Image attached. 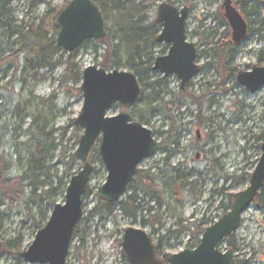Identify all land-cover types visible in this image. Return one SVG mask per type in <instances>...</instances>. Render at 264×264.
Segmentation results:
<instances>
[{
  "label": "rangeland",
  "instance_id": "obj_1",
  "mask_svg": "<svg viewBox=\"0 0 264 264\" xmlns=\"http://www.w3.org/2000/svg\"><path fill=\"white\" fill-rule=\"evenodd\" d=\"M1 1L5 9L0 12V19L11 23L14 31L23 27L24 33L30 32L34 36L44 20L47 39L55 38L57 41L59 33L55 32V28L58 16L72 0H37L35 7H32L35 0ZM169 1L178 9L189 8L187 39L197 47L196 64L201 70L184 89H180L181 82L175 75L164 77L158 73L161 79L167 81V89L174 95L166 96L165 100H171L180 107V111L171 108L172 114L177 116L176 135L179 138L178 143L170 149L176 153L168 163L164 161L166 150L159 149L156 156L146 160L141 169L151 170L155 179L152 189L162 196L163 207L157 214L140 209L135 219L119 212H114L107 220L101 219L100 214L95 212L100 200L97 191L106 183L108 174L101 161L99 139L89 157L93 172L84 196V218L74 231L66 264H124L121 239L129 228L146 232L154 245L163 238L161 255H157V258L161 261L166 259L165 264H170L168 258L171 255L193 249V235L197 232L199 220H206V229L225 214L221 205L232 203L229 197L249 186L250 177L261 158L264 141L258 142V138L264 135V87L252 93L238 82L237 77L240 72H251L254 67L264 66V41L255 33L249 34L241 45L232 46L231 29L222 19L220 11L225 0H154L149 7L154 19L157 18L159 6ZM232 1L239 5L241 0ZM253 6H256L259 14L250 13ZM241 12L245 14L249 29L258 30L264 22V0H257L252 6L242 8ZM102 15L106 20L107 32L113 36L118 31L122 16L112 13L110 8H106ZM43 35L40 29L39 37ZM18 40L19 37L14 35L13 41ZM218 42H221V50L226 46V53L230 52L228 46L236 49L234 56L227 61L225 77L220 74L218 63L208 54ZM98 44L99 52L95 55ZM104 47L101 41H88L72 53L77 69L83 73L90 66L102 68ZM169 48L168 44H157L155 57L167 55ZM69 56L65 51L59 52L53 62L59 57L63 64L43 79H40L43 71L36 75L23 56L18 59L19 69L12 68L7 73L0 69V143L3 141L10 148L13 158L11 175L14 179L28 172L36 136L44 135L52 145L48 170L30 173L25 182L29 192L37 188L33 196L36 204L32 202V211L25 206L26 198L15 201L13 204L16 208L10 213L7 212V205L0 204V264H30L21 254L28 250L39 230L46 226L54 207L51 201L43 203L44 216L48 218L45 221L37 216L40 205L36 196L40 195L44 184L62 186L54 201L56 204L65 202L64 185L70 182L66 165L72 156L76 157L83 135L75 120L84 102L82 81H62ZM119 70L127 71L124 68ZM187 91L190 97L184 94ZM177 97L181 100H177ZM153 107L144 103L137 113L144 114L148 122L144 126L153 131L158 143H162L165 136L159 132L167 133L170 122L161 114L152 116ZM134 108L124 110L116 104L107 116L114 117L127 111L138 122L134 118ZM182 162L186 174L197 172L187 182V185L194 184V191L174 179L173 169ZM83 167L84 164L76 158L72 174L77 175ZM210 172L220 180L217 181ZM224 174L235 175L236 179L223 183L221 176ZM221 188L225 189L224 194L213 195L215 189ZM132 193V190L127 192L121 201H126ZM194 194L198 196L197 200ZM261 194L264 198V187ZM137 196L142 200L137 204L145 205L144 209L146 205H157L143 191H139ZM209 197H212V202L208 200ZM257 201L243 215L233 240L239 250L240 261H245L253 253L264 264V204L258 206ZM156 219L160 223L154 224ZM39 222L43 226L41 229L38 228ZM227 248V242H224L221 250L225 252Z\"/></svg>",
  "mask_w": 264,
  "mask_h": 264
},
{
  "label": "water",
  "instance_id": "obj_2",
  "mask_svg": "<svg viewBox=\"0 0 264 264\" xmlns=\"http://www.w3.org/2000/svg\"><path fill=\"white\" fill-rule=\"evenodd\" d=\"M256 1L241 0V5L248 7ZM222 10L231 29L232 44H242L249 33L244 16L232 0H225ZM188 16V7L178 9L165 2L159 6L156 19V23L162 27L157 43L168 44L170 48L167 55L156 58L152 70L165 77L175 75L182 89L200 73V67L196 64L197 47L187 39ZM58 24L57 47L69 54L88 41H102L107 36L102 12L92 0H72L59 14ZM237 80L248 91H259L264 87V66L254 67L251 72H240ZM82 92L83 108L75 125L83 130L76 158L84 167L71 178L64 204L53 207L46 226L39 230L32 245L21 254L30 264L67 263L74 231L84 218L83 199L93 172L89 156L99 139V153L108 175L97 195L101 201L109 204L121 201L139 165L153 158L159 150L153 132L134 121L127 111L106 117L116 104L124 110L137 105L141 86L136 75L128 71H107L90 66L82 73ZM261 148L262 155L249 186L234 194L229 212L205 229L197 247L171 255L168 259L170 264H234L233 251L223 252L221 246L238 231L243 215L264 187V143ZM122 249L128 264H163L157 258L149 235L143 230H125Z\"/></svg>",
  "mask_w": 264,
  "mask_h": 264
},
{
  "label": "trees",
  "instance_id": "obj_3",
  "mask_svg": "<svg viewBox=\"0 0 264 264\" xmlns=\"http://www.w3.org/2000/svg\"><path fill=\"white\" fill-rule=\"evenodd\" d=\"M100 11H103L106 8H110L112 13H118L122 16L118 31L112 36L110 32H107V36L104 40L101 41V44L104 45V53L102 55L103 61L101 67L107 71L119 70L120 68L126 69L128 72L133 73L138 78V81L141 85V96L138 101V104L133 109L134 118L138 119L141 124L147 126V120L143 113H137L140 105L144 103H149L151 106H155L151 109V115L156 116L158 114L163 115L170 122V130L167 133L159 132L160 135L165 136L162 143L160 144L161 149L166 150L165 162H168L170 158L176 153L175 150L170 149L171 146L178 143V135H176L177 130V116L172 114V109L180 111V107L174 104L173 101H166V96H171L173 93L167 89V81L161 79V75L154 72L153 66L155 62V49L157 48V37L160 33L161 26L156 23L149 12L150 4L154 0H92ZM171 3V1H169ZM37 0L32 4V7H35ZM240 6V3H239ZM3 2L0 0V12L4 11ZM250 13L255 15L259 14L256 10V6H253L250 10ZM245 17V14H243ZM223 19V18H222ZM224 20V19H223ZM104 18V22H105ZM222 22V21H221ZM40 29L43 30V37H39ZM40 29L34 33V36L30 35V32L24 33V28L20 27V30H13L12 24L4 22L3 19H0V69L3 68L5 73L9 72L12 68L19 69L20 64L18 59L24 57L26 59V64L31 68L32 71L39 74L42 72L40 79L45 78L49 73H52L55 69H58L62 64V58H59L53 62L54 58L58 56L59 52H63L62 49L58 48L55 38L47 39V28L45 27L44 20L41 21ZM106 29V27H105ZM55 32H60V27L56 23ZM257 34L261 40L264 41V22L258 30L249 29V34ZM14 35L19 37V40L13 41ZM119 42V43H118ZM211 44L213 42L211 41ZM99 45L95 48V55L99 52ZM221 42H218L213 45V47L208 51L209 56L218 63V70L222 77H225V73L228 70L227 61L230 60L236 49L231 46L227 48L230 49L229 53L220 49ZM8 55V56H7ZM75 56L70 55L69 59L66 61V70L63 75V80H75L76 82L82 81V71L77 69L75 61L72 60ZM77 70V71H76ZM232 72V71H231ZM181 89V88H180ZM2 87H0V91ZM184 94L190 97V94L184 92ZM174 96V95H173ZM176 97H174L175 99ZM177 100H181L177 97ZM172 108V109H171ZM51 146L48 143V140L44 135L36 136L33 141V146L29 158V168L28 172L14 179L11 175L13 169V158L10 152L8 144L0 143V204L7 205L8 213L15 209L16 205L13 203L15 201H20L25 199V206L31 212V205L36 194V189L33 192H29L25 182L28 180V175L33 172H46L48 170V162L50 161ZM94 151H91V154ZM76 157L72 156L69 163L66 165V174L69 176L70 180L75 175L72 174L73 167L75 165ZM184 163H182L183 165ZM182 165L177 166L173 170L174 179L182 182L184 187L187 185L188 179L197 175L196 171H193L189 174L185 173V168L181 167ZM183 169V170H182ZM151 170L148 171H139L135 175L133 184L136 183L138 187L130 186L128 191L132 190V194L127 197L126 201H121L115 204H109L99 200L96 213H99L102 220H107L108 218L114 215L115 208L118 207L125 216L135 219L136 213L138 210H146L147 212L157 214L159 209L163 207L162 196L153 191V183L155 182L154 177L151 175ZM231 177L225 175V180L228 181ZM236 179L235 175L232 177ZM69 182L64 185V189L67 190ZM149 186L147 189V185ZM144 185V186H143ZM140 186V187H139ZM143 186V187H142ZM186 187H194V184H189ZM46 188V189H45ZM62 189L60 187H54L51 183L44 184V187L41 190L40 195L36 198L39 200V209L37 216L43 218L45 221L48 217L44 216V211L42 205L45 202H52L51 205L55 206L56 202L54 198L57 195V192ZM194 191V188L192 189ZM32 191V190H30ZM139 191H143L146 196H148L152 202L157 205H138V201H142L137 196ZM225 191H219L218 194L224 193ZM195 196V194H194ZM232 200V196L229 197ZM144 201V200H143ZM36 204L35 202H33ZM38 204V203H37ZM144 204L145 201H144ZM231 203L225 205L222 204L221 207L225 209V214L230 210ZM258 206L264 204V198L262 195L259 196L257 201ZM33 216H31L32 218ZM44 222V221H43ZM38 223V222H37ZM153 223H160L158 219L153 221ZM196 233L193 235V243L195 248L199 242L200 237L204 232V228L207 226V222L204 219L199 220L197 223ZM43 226L39 222L38 228L41 229ZM186 230V228H184ZM177 233V232H176ZM163 238L160 240L163 242ZM229 248H232V236L227 238ZM158 253L161 252L158 251ZM168 258V257H166ZM163 260V264H165ZM127 264V263H126Z\"/></svg>",
  "mask_w": 264,
  "mask_h": 264
},
{
  "label": "flooded vegetation",
  "instance_id": "obj_4",
  "mask_svg": "<svg viewBox=\"0 0 264 264\" xmlns=\"http://www.w3.org/2000/svg\"><path fill=\"white\" fill-rule=\"evenodd\" d=\"M225 2V1H224ZM233 2V1H232ZM170 4H172V3H170ZM224 4V3H223ZM233 5L235 6V7H237L239 10H240V12H241V9L242 8H245V7H242V5H241V1H240V6L239 5H237V4H235L234 2H233ZM223 6V5H222ZM220 11H221V17L227 22V20L224 18V16H223V14H224V11L222 10V7H221V9H220ZM241 14L243 15V13L241 12ZM189 17V16H188ZM187 21H188V19H187ZM228 23V22H227ZM229 25V24H228ZM162 28V27H161ZM229 28H230V26H229ZM186 30H187V24H186ZM187 34V33H186ZM158 44V43H157ZM158 45H160V44H158ZM201 70V69H200ZM200 74V73H199ZM261 141H264V135L262 136V137H259L258 138V142H261ZM264 143V142H263ZM160 144L161 143H159V148H160ZM262 147V146H261ZM161 149V148H160ZM91 155V154H90ZM166 156H167V154H166ZM90 157V156H89ZM170 160H171V158L169 159V161H168V163L170 162ZM145 162V161H144ZM144 162L143 163H141L140 165H139V167H138V169H137V171H136V173L137 172H139V171H148L147 169H144V170H141L142 169V167L144 166ZM179 165H181V164H178V166ZM177 167V166H176ZM182 167V166H181ZM211 176H214L216 179H217V181L218 180H220V177H217V175H213V173L212 172H210L209 173ZM136 175V174H135ZM225 175L226 174H224L223 176H221L222 177V182L224 183H226V182H228V181H230V180H233V176L234 175H232V176H229V177H231L228 181H226L225 180ZM252 176V175H251ZM134 179H135V176H134ZM134 179H133V181H134ZM250 179H251V177H250ZM133 181H132V183H131V185L130 186H133V187H138V185H137V181H136V183H134L133 184ZM250 183V182H249ZM129 186V187H130ZM144 186V185H143ZM142 186V187H143ZM140 187V186H139ZM148 187H151L152 188V186H149V184L147 185V189H148ZM263 189V188H262ZM225 191V189H215L214 191H213V195H215V194H218L219 193V191ZM261 192H262V190L260 191V193H259V196L260 195H262L261 194ZM225 193V192H224ZM224 193H221V194H224ZM220 195V194H219ZM234 195H232V197H233ZM259 196L257 197V199L254 201V202H256L258 199H259ZM211 198L212 197H209V201L210 202H212V200H211ZM195 199L197 200L198 199V196H196V194H195ZM232 202H233V198H232ZM254 204V203H253ZM230 205H232V203L230 204ZM252 206V205H251ZM250 206V207H251ZM249 207V208H250ZM248 208V209H249ZM248 209L246 210V212L248 211ZM225 215V214H224ZM223 215V216H224ZM144 222V221H143ZM235 234V233H234ZM234 234L232 235V248H229V246H228V242H227V240L225 241V242H227V246H228V248L226 249V251H228V250H231V251H233V253H234V264H263V262L262 261H260L259 260V256H256L255 254H253V253H250L249 254V257H248V259H246L245 261H240L239 260V256H238V249H237V247H236V245L234 244ZM150 237V236H149ZM150 239H151V242H152V238L150 237ZM122 244H123V238L121 239V248H122ZM152 244H153V242H152ZM154 245V244H153ZM154 247H155V250H156V254L157 255H159L160 256V253H158V251L159 252H161L160 250H161V247H162V245H161V241H158V243L156 244V245H154ZM225 251V252H226ZM123 256H124V264H128V262H127V258H126V255H125V253L122 251V253H121ZM163 262V261H162Z\"/></svg>",
  "mask_w": 264,
  "mask_h": 264
}]
</instances>
